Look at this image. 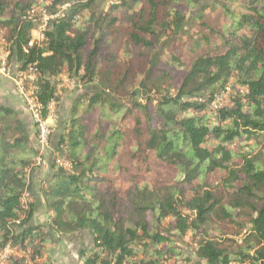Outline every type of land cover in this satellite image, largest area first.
Segmentation results:
<instances>
[{
  "label": "trees",
  "instance_id": "trees-1",
  "mask_svg": "<svg viewBox=\"0 0 264 264\" xmlns=\"http://www.w3.org/2000/svg\"><path fill=\"white\" fill-rule=\"evenodd\" d=\"M200 1L0 0L10 58L44 108L61 74L98 84L74 100L40 185L48 231L32 223L40 151L0 106V253L23 255L6 264H53L51 232L90 234L82 264H264V0L209 19ZM36 8L56 17L30 45ZM179 37L183 55H164ZM138 80L139 102L110 98Z\"/></svg>",
  "mask_w": 264,
  "mask_h": 264
},
{
  "label": "rangeland",
  "instance_id": "rangeland-1",
  "mask_svg": "<svg viewBox=\"0 0 264 264\" xmlns=\"http://www.w3.org/2000/svg\"><path fill=\"white\" fill-rule=\"evenodd\" d=\"M48 1V0H36V3L38 5H41L43 2ZM78 0H68L67 5H69L67 8H65L66 10L73 5L74 3H76ZM206 7L207 9L205 10V14L207 15V19L210 18V13H213L212 15H215V13H219L221 14L222 12L220 11V6L222 7H228L230 9V11L233 12H238L241 11V7L239 3H233L231 2V0H201L199 3V7ZM41 7V6H40ZM85 13V12H84ZM197 13L198 10L197 9H193L189 12H186V29L184 31H186V36L188 37H193L195 38V36L193 35L194 33V29L196 28V22H195V18L197 17ZM29 16L31 18H41V15L38 13L37 8L34 9ZM224 19V17H222ZM219 19L221 20V16L219 17ZM220 21L218 20V23ZM2 31V30H1ZM4 32V31H3ZM188 32H191V34L189 35ZM34 34V33H33ZM32 34V39H37V37L35 36V34ZM178 39H181V41H176L174 43H172L171 45H169V47H167L164 51L163 54L166 55L169 52L173 51L174 54L180 56L183 55V51H182V46L179 45L184 39L179 37ZM163 46V45H162ZM164 46H167V44H165ZM166 59H163V62H165ZM9 63H10V69L12 71V73L10 74L12 77H15L17 71H19V64L16 62V60H14L13 58L9 59ZM4 79H8L3 77ZM69 80V83H63L61 80L56 82V90H55V97L58 99V102H54L55 106H54V111H53V117H52V121H49V129H50V141H49V146L46 149V151L44 152V154L46 153V156L44 158V160H46L45 164L43 163L40 166H37L34 172V176L37 179V182H39V185H41V183L43 181H45L47 178L50 177L51 173L50 171H47L49 168V165L51 166V161L52 158H54V151H53V147L56 143V138L58 135H60L61 131L64 130L67 119H68V115L69 112L71 110L72 104L74 102V100L82 95L85 91H92V90H97L98 89V84L97 82H93L91 81L88 85H83L80 82V78L76 77V78H69L67 77ZM10 85L9 88L12 91H14V96L17 97V99L20 100V104L22 105V107L26 110L25 108V104L23 102V99L18 95L17 91H16V87L14 85V83L12 82V80L8 79L7 80ZM139 81V80H138ZM136 82L135 85L133 86H127L122 92H119L117 94H110V98L117 101V100H121L124 101L126 96L124 95L125 92H132V97L137 98L138 102L140 101L141 98V90L139 91V94L133 95L136 91V89L138 88V85L140 83ZM112 82V81H111ZM59 85H62V87L58 88ZM106 87L107 92L110 91V88L112 86V84L109 81V78L107 79V81H104V83L102 84V87ZM12 86V87H11ZM26 89H29V84L26 83ZM111 92V91H110ZM171 94H175V91H172ZM21 99H20V98ZM6 104V103H5ZM222 106L227 105L228 104V98L222 102L219 103ZM27 111V110H26ZM190 114H187V116H189ZM33 132H34V145L37 146L38 148V143H37V131L36 128L33 124ZM36 141V142H35ZM41 158V160H42ZM48 168V169H47ZM38 198V199H37ZM35 200V206H36V210L34 212L33 215V220L32 223L35 225H39L42 227V229L45 231H48V220H47V216H46V211L44 208V204H43V200L40 197V194H38ZM92 244V239L91 236L88 232H81L78 234H74V235H67V236H63V235H59V234H55L53 232H51V241L50 243L47 244L46 249L48 251V255L51 258L53 264H82V261L80 259V251L82 248H86L89 247ZM177 246L183 250L186 251L188 254L191 253V247L189 246V244L185 243L184 241H177ZM10 255H16L18 257H22L23 255L14 252V253H10V254H6L2 257V262L4 261V259L6 260ZM46 258V256H44V259ZM173 263V262H170Z\"/></svg>",
  "mask_w": 264,
  "mask_h": 264
},
{
  "label": "built area",
  "instance_id": "built-area-1",
  "mask_svg": "<svg viewBox=\"0 0 264 264\" xmlns=\"http://www.w3.org/2000/svg\"><path fill=\"white\" fill-rule=\"evenodd\" d=\"M69 5H65L62 10H66ZM38 13L41 15L40 20V26L36 31H33L37 39H32V42H30V45L34 41L42 42L44 40L43 38V32L45 28L47 27V24L50 20H53L56 16L48 15L45 11H43L41 8H37ZM33 34V35H34ZM10 51H9V43L5 39V34L3 31L0 30V77H5L14 83L16 87V91L18 95L23 99V102L25 104V108L27 112L30 115V118L36 128L37 131V143H38V150L40 151L41 157H43L44 152L49 146L50 141V127H49V121H52L53 117V111H54V100H52L47 108H44L40 102L38 101L36 95H35V87L32 84V81L34 79V74L29 71L28 73L17 71L15 72V77H12L10 74L12 73L10 69ZM57 81H62L63 83H66L71 80L67 78L66 75L61 74L58 78H56ZM26 83L29 84V89H26ZM62 87V85H59L58 88ZM230 92V89L227 88L226 92L220 94L216 97V99L212 102L211 108L213 110H217L221 107L219 104L220 102L226 100L227 94ZM44 111H46V116H44ZM36 166H40L43 164V161L39 157L36 160ZM60 166L67 168L69 167V164L67 163H60ZM27 197V196H26ZM25 202V201H24ZM14 253V251L10 247H6L1 253H0V264H6V260L4 259L2 262V257L6 254Z\"/></svg>",
  "mask_w": 264,
  "mask_h": 264
},
{
  "label": "crops",
  "instance_id": "crops-1",
  "mask_svg": "<svg viewBox=\"0 0 264 264\" xmlns=\"http://www.w3.org/2000/svg\"><path fill=\"white\" fill-rule=\"evenodd\" d=\"M7 80L4 79L3 77H0V106L8 107V108L12 109L16 113V115L18 116L19 120L24 125L26 131L30 135V138H31V140L33 142V145H34L33 122H32V120L30 118L29 113L19 103L20 100L17 99V97L14 96V94H13L14 91H12V88L10 90V88H9L10 83ZM34 146L37 148L36 145H34ZM45 156H46V153L43 154L44 158H45ZM44 158H42V161L45 164L46 160H44ZM50 167L51 166L49 165V167H48L49 169L47 168L48 169L47 171L51 172ZM32 181H33L32 183H33V186H34V195H33L32 199L37 200L38 199L37 197H38V194H39L40 185H39V182H37V179L34 176V173H33Z\"/></svg>",
  "mask_w": 264,
  "mask_h": 264
},
{
  "label": "water",
  "instance_id": "water-1",
  "mask_svg": "<svg viewBox=\"0 0 264 264\" xmlns=\"http://www.w3.org/2000/svg\"><path fill=\"white\" fill-rule=\"evenodd\" d=\"M142 87H143V80L140 81V83H139V85H138V88L136 89V91H135V93H134L133 95L139 94V91L142 89ZM135 101L137 102L138 99L135 98Z\"/></svg>",
  "mask_w": 264,
  "mask_h": 264
}]
</instances>
